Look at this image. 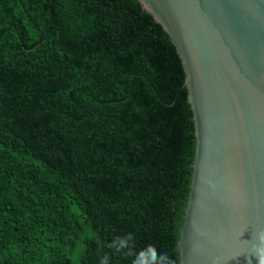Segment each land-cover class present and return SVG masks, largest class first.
<instances>
[{"label":"trees","instance_id":"obj_1","mask_svg":"<svg viewBox=\"0 0 264 264\" xmlns=\"http://www.w3.org/2000/svg\"><path fill=\"white\" fill-rule=\"evenodd\" d=\"M194 149L137 0H0V264H178Z\"/></svg>","mask_w":264,"mask_h":264},{"label":"water","instance_id":"obj_2","mask_svg":"<svg viewBox=\"0 0 264 264\" xmlns=\"http://www.w3.org/2000/svg\"><path fill=\"white\" fill-rule=\"evenodd\" d=\"M184 73L195 149L178 264H264V0H137Z\"/></svg>","mask_w":264,"mask_h":264},{"label":"clouds","instance_id":"obj_3","mask_svg":"<svg viewBox=\"0 0 264 264\" xmlns=\"http://www.w3.org/2000/svg\"><path fill=\"white\" fill-rule=\"evenodd\" d=\"M117 246L120 247V248H123L124 246H126V241L125 240H120L119 244ZM153 252H154V250H153ZM160 264H166V257H162L161 258Z\"/></svg>","mask_w":264,"mask_h":264}]
</instances>
